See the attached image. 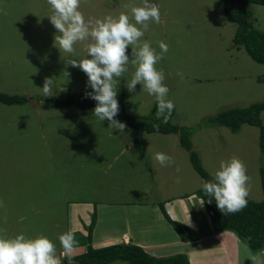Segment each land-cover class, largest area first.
Returning a JSON list of instances; mask_svg holds the SVG:
<instances>
[{
  "label": "rangeland",
  "instance_id": "374dc122",
  "mask_svg": "<svg viewBox=\"0 0 264 264\" xmlns=\"http://www.w3.org/2000/svg\"><path fill=\"white\" fill-rule=\"evenodd\" d=\"M142 2L81 0L80 11L86 20L116 17L121 12L131 16L126 6H140ZM150 2L159 6L163 23L151 22L142 39L151 41L157 52L159 41L168 45V52L156 67L163 70L168 99L175 105L172 123L190 128L192 149L211 177L221 161L233 156L241 159L249 177L248 198L261 201L264 152L258 143L259 129L243 124L232 132L224 126L198 125L222 110L264 101V64L234 45L236 25L226 20L221 0ZM251 11L254 26L264 31V6L252 5ZM50 15L47 0H0V92L32 97L21 105L0 104V201L4 204L0 207V235H44L56 245L61 262L64 256L86 247L78 245L65 254L59 242L61 234L71 231L82 242L93 221L95 247H101L106 234L119 242L126 229L119 208L123 206L132 221L140 206L148 208L156 202L163 206L165 198L194 189L201 192L203 179L192 168L178 134L148 133L134 142L126 128L125 133L114 131L106 119L100 122L95 117L93 109L41 106L38 97L42 96L45 78H53L55 95L85 96L86 91H92L86 74L68 64L87 55L88 42L76 44L75 55L59 51L55 43L59 33L50 23ZM127 52L131 60V48ZM133 72L130 64L120 78L117 99L133 104L126 108L128 114L149 117L155 97L142 85H136L131 93L125 87ZM260 118L264 124V110ZM158 152L170 156L173 163L161 166L153 159ZM102 206L110 209L107 218V212L100 210ZM198 208L196 205L192 210ZM203 212L209 217L206 206ZM99 220L101 226L96 229ZM170 228L180 238L176 228ZM157 241L165 242L159 249L164 257L187 249L185 244L173 243L168 234ZM205 243L199 242L197 247H205ZM227 248L232 254V243ZM206 249L209 256L213 255L210 249L214 248ZM235 256L239 264H255L253 256L264 261V252L253 254L247 246Z\"/></svg>",
  "mask_w": 264,
  "mask_h": 264
},
{
  "label": "clouds",
  "instance_id": "9594fccd",
  "mask_svg": "<svg viewBox=\"0 0 264 264\" xmlns=\"http://www.w3.org/2000/svg\"><path fill=\"white\" fill-rule=\"evenodd\" d=\"M47 4L51 8L48 19L59 33L55 37L59 51L75 55V45L88 42L87 55L80 60H70L68 64L86 74L87 85L92 91H86L85 96L96 102L93 114L100 122L107 119L109 128L125 133L126 124L115 117L120 111L117 99L119 81L128 71L130 64L134 66V72L125 85L127 90L131 93L135 91L136 85H142L148 95L155 97L156 119L165 124L169 121L175 105L168 99L169 88L163 83L165 74L162 69L158 70L156 67L169 48L165 42L159 41L160 51L157 52L151 41L142 39L151 22L163 23L157 4L143 0L140 6L133 4L126 6L130 9L131 16L127 12H121L116 17L107 15L102 19L87 20L80 11L81 0H47ZM129 48L131 60L127 52ZM178 75L182 77V73ZM53 86V78H45L41 88L42 96H54ZM153 128L159 131L158 124H154ZM153 159L161 166L173 163L172 158L165 153H155ZM176 182L180 183L181 179L177 177ZM248 182L247 167L236 156L220 162L213 180H202L205 195L215 199L216 206L223 215L234 214L247 206ZM203 203L204 199L201 200V205ZM208 203H211V199ZM0 207H4L3 201H0ZM187 224L192 226L189 217ZM2 231L0 229V232ZM124 238H127L126 235H123ZM59 242L65 254L71 253L79 243L71 231L61 234ZM252 259L255 264H264V261L256 256ZM0 264H61V262L56 245L46 236L27 238L24 234H18L14 238L0 235Z\"/></svg>",
  "mask_w": 264,
  "mask_h": 264
},
{
  "label": "trees",
  "instance_id": "16d2710c",
  "mask_svg": "<svg viewBox=\"0 0 264 264\" xmlns=\"http://www.w3.org/2000/svg\"><path fill=\"white\" fill-rule=\"evenodd\" d=\"M224 16L227 21L236 25L233 43L236 47H242L245 52L257 63L264 64V31L254 26L251 6L263 5L264 0H221ZM32 99L26 95L7 94L0 92V104L21 105ZM42 107L49 109L62 106H75L79 109H94L96 102L91 98H86L81 94H62L52 97H38ZM42 101V103H41ZM120 111L115 117L117 120L126 124L131 139L139 141L143 134H178L179 143L189 152L192 168L201 176L203 180L211 181V177L202 167L197 153L192 149L189 139L190 128L178 126L172 123L175 110L173 109L171 118L165 124L155 117L156 104L151 109V115L144 117L135 114H128L126 108L133 106L132 103L123 102L118 99ZM264 110V101L250 104L242 108H229L222 110L214 116L206 118L198 126H224L232 132H237L243 124L256 126L259 129L258 143L264 152V124H262L260 114ZM107 120V119H106ZM159 125V131L154 130L153 125ZM260 182L263 192L261 201H254L247 197V206L243 210L234 214L223 215L216 206L214 198L205 195L204 190L199 191L198 195L204 199V206L208 211V216L215 232H232L237 240L247 246L254 254L264 250V167L260 175ZM211 199V203L208 200ZM163 215L170 225L174 226L176 232L182 240H193L194 236L189 228L182 223L173 220L160 206ZM95 222L89 225V231L84 236V241L78 245H85V249L79 253H72L64 256L61 264H108L114 261H122L126 264H189L188 258L184 254L156 257L149 254L139 245L131 243H115L107 246L94 248L91 245L92 230ZM185 234V235H184ZM77 245V246H78Z\"/></svg>",
  "mask_w": 264,
  "mask_h": 264
},
{
  "label": "crops",
  "instance_id": "0c3cea01",
  "mask_svg": "<svg viewBox=\"0 0 264 264\" xmlns=\"http://www.w3.org/2000/svg\"><path fill=\"white\" fill-rule=\"evenodd\" d=\"M198 193L194 189L188 194L171 196L162 201L164 210L171 219L181 221V223L185 222V225L188 226L190 231L187 236H190L192 233L191 236H194L195 239L188 241L182 240L175 235L174 231L171 232L170 223L163 215L159 203L156 202L155 206H147L148 208L146 206H140V208L135 210L137 216L136 218L132 217V221L127 216V210L123 206L119 208L122 214H124L122 220H124V227L126 228L120 236V241L117 242L118 238L106 234V236H103V241L99 243V246L102 247L121 242L131 243L141 246L153 256L163 257L164 252L159 253V249L165 247V242L157 240L168 234L172 237L173 243L185 244L184 246L187 249H182L185 253L179 252L178 254H184L188 258L189 264H239V258L235 256V253L245 246L237 240L232 232L223 231L218 233L214 231L209 217L204 216V205H201V199H198L200 198ZM196 199H198V202H195ZM196 205L200 208L193 211L192 207ZM100 208V210L107 212V215H104L107 218L110 209L105 206ZM114 212L119 213V211ZM201 216H204L205 219L200 222ZM188 217L192 225L191 227L187 224ZM101 222L100 220L96 222V229L101 226ZM78 229L82 228L79 227ZM123 235H126L127 238L123 239ZM91 242L94 248H98L95 247L96 245H94L93 240ZM199 242H206L204 244L205 247H197ZM229 243H232V254L231 251H229L230 253L228 252L227 245ZM206 247L214 248L210 249L213 250V255L209 256Z\"/></svg>",
  "mask_w": 264,
  "mask_h": 264
}]
</instances>
